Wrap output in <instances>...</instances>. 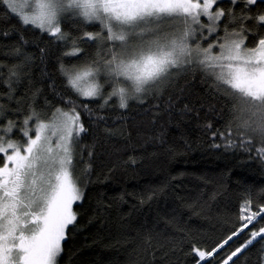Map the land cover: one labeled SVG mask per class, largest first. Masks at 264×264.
<instances>
[{"label":"snow or ice","instance_id":"obj_1","mask_svg":"<svg viewBox=\"0 0 264 264\" xmlns=\"http://www.w3.org/2000/svg\"><path fill=\"white\" fill-rule=\"evenodd\" d=\"M11 20L16 24L0 27V37H18L5 53L15 62H0V264H59L85 197L76 165L84 164L85 175L92 171L85 118L106 124L109 112L132 103L158 115V101L181 78L222 102L203 114L180 107L181 116L203 121L210 148L264 166V0H0V24ZM29 31L77 61L58 60L62 90L53 80L51 98L30 78ZM39 54L43 61L48 49ZM183 91L169 95L166 111L181 103ZM229 211L234 221L218 239L182 232L187 264H249L253 249L256 264H264V186L244 188ZM151 255L159 264L157 252Z\"/></svg>","mask_w":264,"mask_h":264},{"label":"trees","instance_id":"obj_2","mask_svg":"<svg viewBox=\"0 0 264 264\" xmlns=\"http://www.w3.org/2000/svg\"><path fill=\"white\" fill-rule=\"evenodd\" d=\"M15 24L11 20L0 27ZM25 35L29 40L25 50L35 54L30 78L51 98L53 80L57 90H62V78L56 72L58 60L76 63V58H63L62 46L38 31ZM17 39L15 35L0 37V62H15L5 53ZM82 47L86 55L94 54L90 46ZM40 48L48 49L43 61ZM190 81V77L179 79L172 92L158 101V115L150 106L132 103L122 113L109 112L106 124H90L85 118L89 131L83 143L94 146L92 171L85 175L84 164L76 165L85 197L75 206L78 222L69 229L59 264H152V251L157 252L159 264H187L179 246L182 232L220 238L234 221L229 209L243 189L264 186V166L239 152L210 148L200 126L203 121L191 114L181 116L182 104L203 114L207 105L222 103L207 88ZM181 89V103L166 111L169 95L176 97ZM21 92H28L27 84L21 86ZM105 128L114 134L109 135ZM84 159L88 161L86 155ZM217 189L220 194L210 200ZM249 264H256L255 249L249 253Z\"/></svg>","mask_w":264,"mask_h":264}]
</instances>
